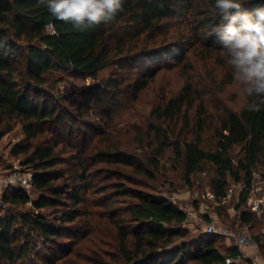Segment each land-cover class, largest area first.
<instances>
[{
	"label": "trees",
	"instance_id": "16d2710c",
	"mask_svg": "<svg viewBox=\"0 0 264 264\" xmlns=\"http://www.w3.org/2000/svg\"><path fill=\"white\" fill-rule=\"evenodd\" d=\"M214 3L215 0H124L123 11L111 23L76 28L56 20L38 0H0V140L13 124L21 126L24 138L12 147L10 154L25 157L24 165L33 174L32 191L38 194L32 199L16 187L3 193L5 209L30 204L31 211L0 216V263L55 264L68 251L64 240L77 236L80 229L76 232V220L92 217L81 208L93 204L88 202V195L94 188L92 180L98 177L95 163L119 165L141 179L154 181L159 160L170 149L181 162L187 183L209 166L213 171L209 188L217 200L225 198L231 180L243 186L238 206L246 205L254 186V172L264 158V106L259 112H249L242 106L237 112L218 115L212 131L214 147L204 150L200 146L202 120L197 121L199 130L183 141L178 137L170 140L172 131L163 125L181 115L187 100L180 93L153 110L158 122L149 126L154 148L148 158L141 159L110 147L98 149L101 127L84 121L86 103L76 101L71 113L58 102L61 97L42 89L47 82L45 76L51 71L93 78L110 66L135 72L141 60L170 58L174 52L181 56L182 52L173 46L135 52V45L142 36L155 38L161 34L164 21L184 12L196 16L198 29L208 34L206 40L213 50L220 51L222 44L213 29L221 17L216 14ZM255 9H264V0L242 3L241 11L253 13L254 18ZM48 24L54 25L56 34L47 28ZM153 76L151 70L145 78L135 81L134 93L143 90ZM117 80V76L107 80L105 90L122 84ZM88 95L93 94L82 96ZM234 147L242 153L236 162L231 154ZM259 179L264 185V177ZM125 182H132L129 175L124 183L105 185L94 193L97 196L110 188L114 194L129 195L134 202L117 208L111 194L98 199L95 206L104 210L98 219L104 220L108 236L100 234L99 238L95 234L88 249H102L115 264H234L228 260L238 255L237 249L219 248L208 237H217L214 235L206 236L208 240L198 246L184 242L168 248L175 238L183 237L180 230L171 226L182 225L186 214L167 199L133 190ZM65 204L69 206L60 215L43 213L44 209L55 210ZM256 217L243 212L241 225L250 226ZM68 226L73 233H67ZM87 230L83 236L88 235ZM41 246H45L43 255L37 250Z\"/></svg>",
	"mask_w": 264,
	"mask_h": 264
},
{
	"label": "rangeland",
	"instance_id": "374dc122",
	"mask_svg": "<svg viewBox=\"0 0 264 264\" xmlns=\"http://www.w3.org/2000/svg\"><path fill=\"white\" fill-rule=\"evenodd\" d=\"M189 14L184 12L174 19L164 21L161 24V34L155 35V38L142 36L135 45V52L142 49L158 51L173 46L182 52L181 56L178 57L174 52L170 58L162 59L158 56L156 60H141L136 65L135 72L119 71L115 66H110L93 78L73 72L51 71L46 74L47 82L42 89L61 97L58 102L71 113H74L71 106L73 103L82 100L86 103L84 121L101 127V134L97 138L99 144L96 143L98 149L110 147L141 159L148 158L154 148L153 133L149 131V126L158 122L152 114L153 110L169 98L183 93L187 101L181 115L172 122L167 121L163 124L172 131L170 140L173 141L176 137L181 141L190 139L193 136L191 133L199 130L197 121L200 119L202 120L200 146L204 150H211L214 147L212 131L218 115L225 111H239L245 103V98L240 95L239 87L232 78V70L226 64L221 51L213 50L206 40L208 34L198 29L196 16ZM151 70L154 76L148 80L143 90L135 94L133 83L145 78ZM115 76L118 77L117 82L122 84L105 90L107 80ZM89 92L93 95L86 98L82 96L83 93ZM23 138L21 126L13 124L12 129L0 140V173L30 172V168L24 165L23 155L10 154L12 147ZM231 154L235 162L242 157L239 147H234ZM93 167L98 168V177L92 180L94 188L88 195V202L92 201L93 204L88 208H81L92 214V217L82 216L79 221L76 220L74 225L76 232L80 230L75 238L64 240L68 251L61 254V258L55 264H115L102 249L97 248V252L93 251V248L88 249L89 244L93 245L91 242L96 236L99 235V238L101 235L108 236L104 220L98 219L104 210L95 206V203H98L100 197L105 198L107 194L113 195L111 200L117 208H123L134 200L123 192L114 194L110 188L97 196L94 193L105 185L124 183L128 175L132 179L130 183L125 182L128 187L165 198L186 214V220L182 225L171 226L180 230L183 237L175 238L168 248L184 242L198 246L201 241H207L206 228L211 221H216L227 228L242 224L241 215L246 211V205L238 206L242 191L241 183L229 180L227 192H232L231 198L212 203L206 197V193L211 192L209 188L213 177L211 167L206 166L203 172L192 176L190 183H187L183 178L181 162L174 157L170 149L160 158L154 181L141 179L119 165L95 163ZM92 171L94 172V169ZM254 173L253 185L256 186L259 184L258 179L264 177V158H261ZM29 195L36 199L38 194L31 190ZM116 195H119L118 198ZM68 206L65 204L55 210L44 209L43 213L48 216L60 215ZM27 211H31L30 204L8 207L0 212V216ZM83 222L88 223V227H83L81 224ZM250 226L257 247L244 249L239 264H264V216L256 217ZM69 227L71 228L68 226V229ZM86 228L88 235L83 236ZM67 233L73 232L69 229ZM208 237L219 248H227L228 242L225 238ZM38 249L43 255L45 246Z\"/></svg>",
	"mask_w": 264,
	"mask_h": 264
},
{
	"label": "clouds",
	"instance_id": "9594fccd",
	"mask_svg": "<svg viewBox=\"0 0 264 264\" xmlns=\"http://www.w3.org/2000/svg\"><path fill=\"white\" fill-rule=\"evenodd\" d=\"M243 2L215 0L214 9L221 20L213 33L221 41L220 51L245 98L243 107L259 112L264 106V9H255L254 18L253 13L241 11ZM38 4L56 20L82 28L111 23L123 11L124 0H38ZM47 28L56 34L53 24Z\"/></svg>",
	"mask_w": 264,
	"mask_h": 264
},
{
	"label": "built area",
	"instance_id": "2783aa9c",
	"mask_svg": "<svg viewBox=\"0 0 264 264\" xmlns=\"http://www.w3.org/2000/svg\"><path fill=\"white\" fill-rule=\"evenodd\" d=\"M32 172L21 173L18 171H12L8 173H0V208L3 207L2 195L8 188H20L27 194L32 190ZM255 174L253 175L254 179ZM14 181V182H11ZM259 184L253 186L250 196L246 203V211L255 214L257 217L264 215V185L261 180L258 179ZM241 189L243 186L240 185ZM232 192H227L225 199L231 198ZM206 197L212 203H216L218 200L213 192L206 193ZM207 235H214L217 237H223L226 241L230 242L233 247L238 251V255L230 259L229 263L239 264L242 251L244 249H254L257 247V242L251 234V228L249 225H237L234 228H227L219 225L216 221H211L206 228Z\"/></svg>",
	"mask_w": 264,
	"mask_h": 264
},
{
	"label": "crops",
	"instance_id": "0c3cea01",
	"mask_svg": "<svg viewBox=\"0 0 264 264\" xmlns=\"http://www.w3.org/2000/svg\"><path fill=\"white\" fill-rule=\"evenodd\" d=\"M228 242V241H227ZM231 247H233V245L230 243V242H228V245H227V248H231ZM235 248V247H234ZM241 256H242V254H241Z\"/></svg>",
	"mask_w": 264,
	"mask_h": 264
}]
</instances>
